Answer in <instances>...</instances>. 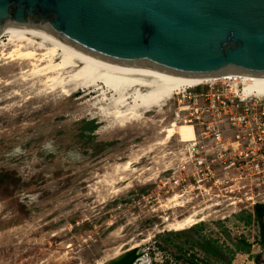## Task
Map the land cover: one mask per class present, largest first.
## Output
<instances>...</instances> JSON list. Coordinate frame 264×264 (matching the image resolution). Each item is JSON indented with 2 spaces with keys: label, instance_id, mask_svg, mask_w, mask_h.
I'll return each mask as SVG.
<instances>
[{
  "label": "rangeland",
  "instance_id": "obj_1",
  "mask_svg": "<svg viewBox=\"0 0 264 264\" xmlns=\"http://www.w3.org/2000/svg\"><path fill=\"white\" fill-rule=\"evenodd\" d=\"M21 81L0 57V264H106L143 239L138 264H264L253 208H227L214 187L163 186L169 152L191 135L172 121L175 95L119 128L102 121L105 106L79 93ZM251 190L252 203L264 201V181L252 178ZM174 194L182 207L170 208ZM198 210L204 219L192 228H165Z\"/></svg>",
  "mask_w": 264,
  "mask_h": 264
},
{
  "label": "water",
  "instance_id": "obj_2",
  "mask_svg": "<svg viewBox=\"0 0 264 264\" xmlns=\"http://www.w3.org/2000/svg\"><path fill=\"white\" fill-rule=\"evenodd\" d=\"M188 78L264 77V0H0V34ZM129 250L106 264H134Z\"/></svg>",
  "mask_w": 264,
  "mask_h": 264
},
{
  "label": "bare ground",
  "instance_id": "obj_3",
  "mask_svg": "<svg viewBox=\"0 0 264 264\" xmlns=\"http://www.w3.org/2000/svg\"><path fill=\"white\" fill-rule=\"evenodd\" d=\"M1 38L4 40L0 41V57L7 64L17 68L21 82L37 86L43 92L53 93L58 90L60 96L65 97L79 93L81 99H86L92 105L105 106L110 112L108 117L102 116V121L119 128L139 122L153 109L160 112L174 95L197 85L229 80L234 83H231L233 87L236 84L242 85L244 96L251 95L254 99H264V77L224 74L219 77L188 78L171 75L145 65L80 60L53 46L42 36L28 35L15 27L2 32ZM164 132L165 130H162L161 133ZM191 137L192 134L185 142L190 141ZM167 140L169 137L163 138L161 142ZM129 164L124 163L121 166L122 170H127ZM177 200L176 194L168 198L167 203L174 202L170 208L182 207L183 203L180 204ZM216 206L218 205H212ZM209 207L210 205L207 206ZM198 211H191L164 223L165 228L175 233L192 228L204 219L201 215L197 218L201 213ZM147 240L143 239L131 245L126 251L139 250ZM142 259L139 254L134 264H138Z\"/></svg>",
  "mask_w": 264,
  "mask_h": 264
},
{
  "label": "built area",
  "instance_id": "obj_4",
  "mask_svg": "<svg viewBox=\"0 0 264 264\" xmlns=\"http://www.w3.org/2000/svg\"><path fill=\"white\" fill-rule=\"evenodd\" d=\"M231 83L197 85L175 95L172 121L188 124L192 137L169 152L171 175L163 186L197 193L214 187L215 197L226 195L227 208L252 209V178L264 181V108L244 96L241 84ZM239 181L246 185L236 186Z\"/></svg>",
  "mask_w": 264,
  "mask_h": 264
},
{
  "label": "trees",
  "instance_id": "obj_5",
  "mask_svg": "<svg viewBox=\"0 0 264 264\" xmlns=\"http://www.w3.org/2000/svg\"><path fill=\"white\" fill-rule=\"evenodd\" d=\"M253 214L258 222L259 238L261 242L264 243V204L254 205Z\"/></svg>",
  "mask_w": 264,
  "mask_h": 264
}]
</instances>
